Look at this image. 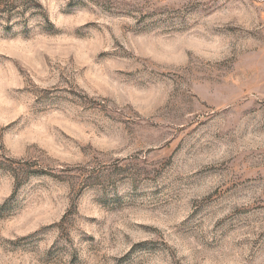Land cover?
Masks as SVG:
<instances>
[{"label": "rangeland", "instance_id": "rangeland-1", "mask_svg": "<svg viewBox=\"0 0 264 264\" xmlns=\"http://www.w3.org/2000/svg\"><path fill=\"white\" fill-rule=\"evenodd\" d=\"M0 264H264V0H0Z\"/></svg>", "mask_w": 264, "mask_h": 264}]
</instances>
